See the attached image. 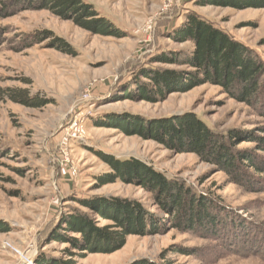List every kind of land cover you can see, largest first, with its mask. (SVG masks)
Listing matches in <instances>:
<instances>
[{"label": "rangeland", "instance_id": "rangeland-1", "mask_svg": "<svg viewBox=\"0 0 264 264\" xmlns=\"http://www.w3.org/2000/svg\"><path fill=\"white\" fill-rule=\"evenodd\" d=\"M81 1L119 35L95 33L49 9L22 8L24 1L0 17V264H53L59 258L78 264H264V175L240 166L228 172L197 153L126 132L142 119L190 113L220 132L252 129L262 136L264 112L220 84L173 87L163 99L147 101L143 93L150 83L142 74L155 67L159 74L177 72L170 78H177L176 86L180 79L186 83L194 70L174 56L187 58L193 50L191 40L176 36L191 13L264 59V7L220 6L216 0ZM41 32L46 39L34 43ZM54 37L70 51H61ZM16 90L46 103L22 105L9 95ZM247 138L239 137L233 150H250L257 162L258 156L264 161V152ZM105 156L148 163L208 194L228 217H216L215 234L172 227L147 190L119 178L108 181L112 168ZM241 170L254 186L234 181V171ZM99 196L135 201L154 215L152 231L127 235L112 252L68 257L63 249L69 243L63 241L76 234H64L58 224L73 208L89 214L98 227L113 229L74 199Z\"/></svg>", "mask_w": 264, "mask_h": 264}, {"label": "trees", "instance_id": "trees-1", "mask_svg": "<svg viewBox=\"0 0 264 264\" xmlns=\"http://www.w3.org/2000/svg\"><path fill=\"white\" fill-rule=\"evenodd\" d=\"M24 1L22 8L49 9L61 15H68L79 26L94 31L95 33H112L119 35L120 32L113 25L96 13L93 7L81 0H0V17L14 13V9ZM190 1V0H188ZM213 2V1H212ZM201 2V5H204ZM213 4L231 6L234 8L264 7V0H216ZM186 21L181 25L183 30L176 32L179 41L191 40L193 50L186 57L176 54L182 62L179 64L189 65L194 72H190L185 81L181 79L175 85L172 74L156 73L155 67H150L142 76L148 80V90L143 93V99L147 101L161 100L171 92L173 87L185 91L199 83H215L225 87L228 92L237 95L248 103L250 107L264 112V59L252 48L241 43L228 35L224 30L216 27L211 22L191 13L186 15ZM179 27L176 31L181 29ZM44 33H38L32 40L34 43L39 39H46ZM172 34H174L172 32ZM53 42L59 45L64 52L70 50L67 43L58 37ZM175 52V51H174ZM184 57V60L183 58ZM183 76L184 72H179ZM9 91V90H8ZM139 92V91H138ZM141 93V90H140ZM11 99L28 107H40L46 102L42 99L30 97L25 90L12 91ZM261 135H256L254 130L228 129L224 132L216 130L213 125L207 124L195 114L184 113L177 116H167L161 119H142L134 123L128 133L139 134L164 144L166 147L179 152L191 151L197 153L204 160L229 172V167H244L248 171L264 175V161L262 156L259 160L251 155L250 150H233L239 137H248L247 140L254 144L256 151L264 152V126L260 128ZM0 139V150L1 146ZM112 171L108 174V181L117 178L130 183H137L149 192L152 199L157 203L160 210L169 214V222L172 227L181 228L184 232L199 230L211 234L218 233L213 224L216 217L227 218L229 211L223 206H217L210 200L208 194L200 193L190 185L175 177H169L162 171L157 170L148 163L136 158L116 159L105 156ZM240 161V162H238ZM234 171L236 178L244 187L255 183L243 177L245 173ZM99 178V177H98ZM97 178V179H98ZM106 182V181H103ZM81 205L87 207L92 214L106 219L114 225L113 229L103 226L98 227L90 218V215L82 211H74L66 219H61L58 226L62 232L68 231L76 236H68L63 242L69 243L63 253L68 257L81 255L84 252H112L121 248L125 238L129 234L145 235L149 233L154 224V215H149L135 201L118 200L110 197L74 198ZM214 211L216 215H214ZM213 213V214H212ZM218 222V221H217ZM213 225V226H212ZM60 240V236H56ZM76 250V252L74 251ZM53 264H78L70 259H57ZM129 264H160L156 261H132ZM170 264V263H167Z\"/></svg>", "mask_w": 264, "mask_h": 264}]
</instances>
